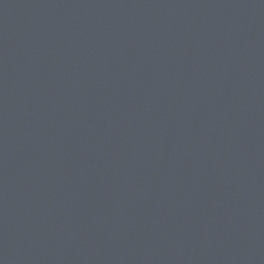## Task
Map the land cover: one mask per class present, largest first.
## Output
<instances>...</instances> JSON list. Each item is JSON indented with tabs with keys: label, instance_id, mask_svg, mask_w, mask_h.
Here are the masks:
<instances>
[{
	"label": "water",
	"instance_id": "obj_1",
	"mask_svg": "<svg viewBox=\"0 0 264 264\" xmlns=\"http://www.w3.org/2000/svg\"><path fill=\"white\" fill-rule=\"evenodd\" d=\"M0 264H264V0H0Z\"/></svg>",
	"mask_w": 264,
	"mask_h": 264
}]
</instances>
